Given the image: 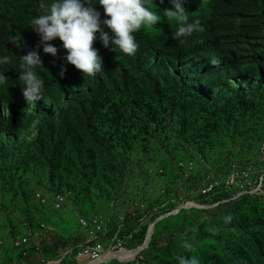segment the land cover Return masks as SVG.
Listing matches in <instances>:
<instances>
[{"label": "rangeland", "instance_id": "1", "mask_svg": "<svg viewBox=\"0 0 264 264\" xmlns=\"http://www.w3.org/2000/svg\"><path fill=\"white\" fill-rule=\"evenodd\" d=\"M9 9L6 16L19 13ZM237 17L221 30L213 58L145 61L98 112L71 117L65 143L49 134L27 148L44 112H58L48 100L63 106L68 84L25 108H13L0 90V264H78L83 246L97 243L124 256L97 264H179L181 255L199 264H264V197L221 182L233 164L263 166L264 30L247 35ZM234 61L237 71L201 89L192 83ZM97 85L83 74L74 81L75 90ZM13 109L20 122L7 136L1 130ZM214 180L220 184L210 190ZM44 191L64 194V206L51 208L37 197Z\"/></svg>", "mask_w": 264, "mask_h": 264}, {"label": "trees", "instance_id": "2", "mask_svg": "<svg viewBox=\"0 0 264 264\" xmlns=\"http://www.w3.org/2000/svg\"><path fill=\"white\" fill-rule=\"evenodd\" d=\"M0 1L3 3V6L0 7V58L4 56L10 58L8 64H0V74L8 77L7 83L0 84V90L7 92L10 96L13 108H25L27 101L22 94V88L25 87V84L19 80L20 72L25 71V69L22 67L19 57L27 54V50L34 49L39 43V35L29 25L33 18L46 14L53 0ZM93 2L96 3L97 0H93ZM42 4L44 7H41ZM13 6L19 9L17 16H6V10L10 11L9 7ZM96 7L101 12L103 19V9L98 3ZM150 7L151 10L162 15L163 9L171 8V4L169 0H164L163 4H160V0H150ZM184 7L188 11V23L200 21L197 30L190 36L174 39L173 36L178 30L179 24L175 20H168L162 16L157 26L142 28L135 34L139 48L133 56L125 55L119 49L116 52L106 49L97 40L94 46L99 49L100 55L103 57L104 67L103 71L94 77L98 83L94 90L91 88L85 91L75 90L74 81L82 73L66 62L67 52L63 49L62 42L58 38L51 42L58 48L56 56L44 54L43 46H41L40 55L43 60V67L32 70L44 81L43 96L52 95L50 89L54 86L68 84L65 89L66 100H64L63 106L56 105L55 101H61L58 98L48 100V107L55 108L58 112L48 109L44 112L39 138L34 143H29L27 148L41 142L39 140L49 134L53 135L54 138L59 136L61 143L67 142L72 138L74 131V124L70 122L71 117L83 114L84 119L89 113L98 112L101 109V100L113 93L112 91L118 82H126L128 77L143 68L144 62L149 59L167 63L190 62V64L206 60V58L211 59L221 49L219 46L221 30L230 27L237 16L238 24L236 25L245 30L247 35H253L256 31L264 30V0H186ZM251 8L257 11L251 12ZM13 35H21L27 41L28 48L21 51L10 43L9 37ZM55 65L57 66L52 70ZM62 66L67 69L63 77L59 75ZM238 66L237 61L221 64L207 74L194 78L192 83L201 89L202 86L209 84L208 79L219 78L221 73L237 71ZM171 71L170 76L179 77L175 69ZM183 83L186 85L188 81ZM1 91L0 94H2ZM14 110L7 119L6 130H1L7 136L15 133L20 122ZM245 261L247 260L238 258L235 262L244 264ZM260 262L262 261L260 260Z\"/></svg>", "mask_w": 264, "mask_h": 264}, {"label": "clouds", "instance_id": "3", "mask_svg": "<svg viewBox=\"0 0 264 264\" xmlns=\"http://www.w3.org/2000/svg\"><path fill=\"white\" fill-rule=\"evenodd\" d=\"M97 3L103 9V19ZM163 3L164 0H160V4ZM169 3L171 8H164L161 15L151 10L150 0H97L96 3L93 0H53L46 14L33 18L29 25L39 35V43L19 57L25 69L20 72L19 80L25 84L22 94L27 103L32 105L44 98V81L32 69L43 67L41 46L44 54L57 55L58 48L51 43L57 38L67 52L66 62L84 77H95L104 67L103 57L94 46L97 40L106 49L113 52L119 49L123 54L133 56L139 48L135 34L144 27L157 26L162 16L179 24L174 39L190 36L197 30L200 21L188 23V11L184 7L186 0H169ZM9 42L21 51L28 48L27 41L21 35L10 36ZM9 62L8 56L0 58V64ZM66 71V67L62 66L59 75L63 77ZM7 81L8 77L0 74V84ZM230 220V216L225 218L226 222ZM183 246L188 249L193 247L187 241ZM177 259L179 264H199L195 256L181 255Z\"/></svg>", "mask_w": 264, "mask_h": 264}, {"label": "built area", "instance_id": "4", "mask_svg": "<svg viewBox=\"0 0 264 264\" xmlns=\"http://www.w3.org/2000/svg\"><path fill=\"white\" fill-rule=\"evenodd\" d=\"M260 160H262L263 162V166H260V168L249 166L245 167V169H241L239 168V166H237V164H233L231 169L228 168V170L222 176L221 181L225 188L233 189L235 191H238L239 193H241L242 191H253L255 193L261 194V197H264V154L263 156H261ZM219 184L220 183L218 182V180H214L213 184H211L210 190L214 189L215 186H219ZM43 193L45 195L38 192L37 197L42 196V201L51 200V208L59 209L64 206V203L66 202L64 194H58L57 196H55L56 194L49 193L47 191H44ZM101 217L102 215L96 216L94 220L95 223H97ZM81 222L82 225L84 224L83 226L86 228V221L84 219H81ZM98 228H100V225H98ZM91 234H93V231H91ZM19 238L22 237L20 236ZM102 247L103 246L99 243H97L94 247L83 246V248L75 257V260L78 264H97L98 262H104L106 260L114 259V257L108 256L111 255L112 252H110V250L104 252L102 250ZM69 249L73 250V247L69 246Z\"/></svg>", "mask_w": 264, "mask_h": 264}, {"label": "bare ground", "instance_id": "5", "mask_svg": "<svg viewBox=\"0 0 264 264\" xmlns=\"http://www.w3.org/2000/svg\"><path fill=\"white\" fill-rule=\"evenodd\" d=\"M113 256L119 257V258H124V256L121 253H114L112 254ZM120 255V256H119ZM129 255V254H128ZM104 257V256H103ZM82 260V259H81Z\"/></svg>", "mask_w": 264, "mask_h": 264}, {"label": "water", "instance_id": "6", "mask_svg": "<svg viewBox=\"0 0 264 264\" xmlns=\"http://www.w3.org/2000/svg\"><path fill=\"white\" fill-rule=\"evenodd\" d=\"M151 235H152V233L150 234V236H149V238H148L149 241H150V237H151ZM148 240H147V241H148Z\"/></svg>", "mask_w": 264, "mask_h": 264}]
</instances>
